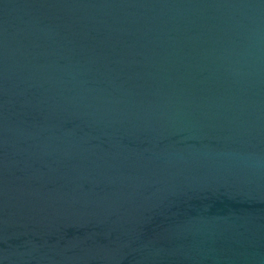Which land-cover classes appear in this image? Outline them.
<instances>
[{
  "label": "water",
  "instance_id": "obj_1",
  "mask_svg": "<svg viewBox=\"0 0 264 264\" xmlns=\"http://www.w3.org/2000/svg\"><path fill=\"white\" fill-rule=\"evenodd\" d=\"M0 264H264V0H0Z\"/></svg>",
  "mask_w": 264,
  "mask_h": 264
}]
</instances>
